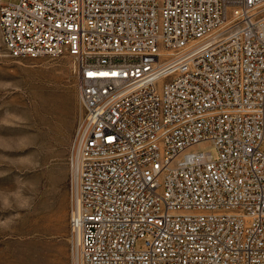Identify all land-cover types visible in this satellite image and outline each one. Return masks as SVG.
<instances>
[{
	"label": "built area",
	"instance_id": "built-area-1",
	"mask_svg": "<svg viewBox=\"0 0 264 264\" xmlns=\"http://www.w3.org/2000/svg\"><path fill=\"white\" fill-rule=\"evenodd\" d=\"M0 35L74 61L69 264H264V0H0Z\"/></svg>",
	"mask_w": 264,
	"mask_h": 264
},
{
	"label": "rangeland",
	"instance_id": "rangeland-1",
	"mask_svg": "<svg viewBox=\"0 0 264 264\" xmlns=\"http://www.w3.org/2000/svg\"><path fill=\"white\" fill-rule=\"evenodd\" d=\"M79 111L71 57H10L0 35V264H69L66 156Z\"/></svg>",
	"mask_w": 264,
	"mask_h": 264
},
{
	"label": "snow or ice",
	"instance_id": "snow-or-ice-1",
	"mask_svg": "<svg viewBox=\"0 0 264 264\" xmlns=\"http://www.w3.org/2000/svg\"><path fill=\"white\" fill-rule=\"evenodd\" d=\"M89 75H95L94 73H89ZM101 75H107L106 73H101Z\"/></svg>",
	"mask_w": 264,
	"mask_h": 264
}]
</instances>
